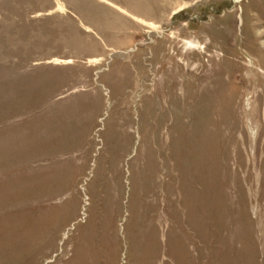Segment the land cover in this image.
Returning a JSON list of instances; mask_svg holds the SVG:
<instances>
[{
	"label": "rangeland",
	"instance_id": "obj_1",
	"mask_svg": "<svg viewBox=\"0 0 264 264\" xmlns=\"http://www.w3.org/2000/svg\"><path fill=\"white\" fill-rule=\"evenodd\" d=\"M0 264H264V0H0Z\"/></svg>",
	"mask_w": 264,
	"mask_h": 264
},
{
	"label": "bare ground",
	"instance_id": "obj_2",
	"mask_svg": "<svg viewBox=\"0 0 264 264\" xmlns=\"http://www.w3.org/2000/svg\"><path fill=\"white\" fill-rule=\"evenodd\" d=\"M237 1H239V0H237ZM153 27V26H152Z\"/></svg>",
	"mask_w": 264,
	"mask_h": 264
}]
</instances>
